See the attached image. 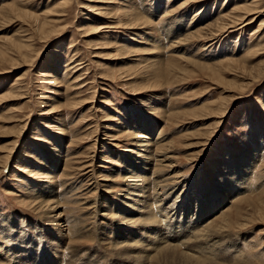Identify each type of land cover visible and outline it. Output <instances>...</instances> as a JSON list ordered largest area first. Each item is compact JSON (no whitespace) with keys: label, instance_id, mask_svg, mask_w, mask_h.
I'll list each match as a JSON object with an SVG mask.
<instances>
[{"label":"rangeland","instance_id":"1","mask_svg":"<svg viewBox=\"0 0 264 264\" xmlns=\"http://www.w3.org/2000/svg\"><path fill=\"white\" fill-rule=\"evenodd\" d=\"M241 6L252 14L234 20ZM153 122L150 176L134 184L177 205L166 234L192 233L184 206L215 221L203 264H264V0H0V263L26 249L27 264H60L55 244L63 264H98L100 238L147 240L116 218ZM48 177L61 230L33 184Z\"/></svg>","mask_w":264,"mask_h":264},{"label":"bare ground","instance_id":"2","mask_svg":"<svg viewBox=\"0 0 264 264\" xmlns=\"http://www.w3.org/2000/svg\"><path fill=\"white\" fill-rule=\"evenodd\" d=\"M252 9L249 6L248 7H246V6L242 7L241 6V8H235V11L241 12L244 15H238L239 17L237 16L236 18L233 17L234 20L242 19L244 16H246V17L250 16L252 14ZM228 17H223L222 19L219 20V23L220 24L222 23V25L220 27L221 30H225L227 28L226 24L224 23V20H226ZM233 25H235V24H233ZM216 27H219V25ZM153 124H154V122L152 124H147V125L144 124L142 129H143V132H144L143 134L145 135L144 136L145 138H141V140L137 139L138 140L137 143L140 142L139 144H137V151H139L141 149L140 147H143L142 148L143 153H145V154L139 152L138 155H140V157L137 158L136 161H134V163L132 165L133 167L137 168L134 172L131 173L133 180L130 183L132 185L130 183H127L128 187L123 192L124 197H125L123 199L125 201L120 202L121 206L117 207L119 209L117 211L118 214L116 213L117 214L116 221L119 223V226L122 225L121 227L123 229H124V227H123L124 225L128 226V227L140 226L142 229L139 230L138 233L140 235H143L144 234L143 231L146 230L147 233L149 234L148 235L149 237L145 241L142 240V238L136 237L135 239H132L129 242L125 239L123 240V238H120V239L116 238V241L110 240V237L100 238L99 239L100 242L97 246V250H96V252H94L96 254L97 259H98L97 260L98 264L101 262H103L105 264H116V262L113 259L118 260V259H116V254H117L116 252H118L120 250H128L132 254L131 257L136 259V261L126 260V263L129 261L128 264H148L149 261L152 264H166L168 262L174 264L173 263L174 260L181 262V264H182V262L185 264L188 262H189L188 264H203V263H205V259L201 258V257H204L205 255H202V254L210 255L211 254L210 252L215 251V253H216V251L218 250L216 248V245H213V243H212V245L210 244V242L214 241V239L216 238V237L215 238L213 237L214 236L213 231H216V229L212 231V227L215 224L214 220H211L210 222H206V221L203 222L202 224L204 225L206 223V225H204L201 228L202 224L198 225L195 222V220L193 219V217L190 215V212H186V210L182 209L184 206L181 207V210L178 206V208H179L178 212L181 211V214L179 215V219H178L179 221H177V223L181 224V220L183 217H184L183 221H185V219L187 220V217L191 218V220H192V233H188L187 231H184L182 229L180 231H178L177 229L170 228L169 233L166 234L165 228H164L165 224L162 223V218L165 217L168 219V217L171 214H173V216H175V215L178 216L177 211H176L177 205L175 207H171L170 205L168 207H166V206H164V205H166V203L164 205H162V203H161L162 200L160 198H158L160 195H158V193L155 189L154 190L156 192L152 191V190H151L152 191L151 193H150V191L146 192L148 194H146L145 198L141 199L142 195L144 196V192L146 191V187H143V186L139 187L138 184H134V183H138L136 177H138V179L143 178V180L144 179L147 180V178L150 176V174H149L150 169L148 168L149 165H148L147 161H149L148 156L150 155L149 139L152 138L151 133H152V129L154 127ZM149 158H151V155ZM227 176L228 175L225 174L223 176V178H225V180H228L229 176L228 177ZM50 179H51V177L46 178V180L43 181V182H45V184L43 182H40V183L34 182L33 184H35V187L39 189L40 193H42L40 197L46 199V200L42 199V201H39V205H41L40 210L43 213L44 221L46 220L49 224H53L61 230V229H63L64 226H62L59 223H60V221H62L64 219H63L61 213H59V209L61 207L59 205V202L55 199L56 197L53 193V187L54 186L50 185V181H51ZM159 181H161V180H159ZM158 184L160 185V183H158ZM147 191H148V189H147ZM202 193H204L203 190H202L201 194ZM221 198H222V196H221ZM35 199H37V197ZM185 201H186L185 204H187V205H192V204L196 205L199 202V197L194 196V198L191 199L190 195L188 194V198H185ZM217 201H220V200H217ZM175 202H177V201H175ZM212 202L215 203L216 200H214ZM214 203H213V206H215ZM193 205H192V207H193ZM104 206H106V204L102 205L103 208H104ZM189 207H187L188 210H189ZM154 208H156L157 210L160 209V211L158 210V212L161 213L160 216L158 215L159 218H156V213H154ZM170 208H171V210H170ZM198 208H199V206L196 207L195 209H198ZM43 209H44V211H43ZM110 210H111V207H108V210L103 209L101 212L105 213V212H109ZM212 210L213 209H210L209 211H212ZM209 211L207 213H209ZM106 214H105V216H106ZM203 214H204V212H203ZM203 214L200 216V219H199L200 221L203 218ZM163 221L166 222L165 219ZM173 221H174V219H173ZM221 221L228 223L226 221V219L224 220V218ZM64 223H67V222H64ZM66 226H67V229L65 230L64 233L62 232L63 235L60 234L61 237H64V238L68 237L67 231H69V228H70L69 223H67ZM111 226L112 225H109L107 227H111ZM161 227H162V229H161ZM222 227L224 228V225H222ZM219 228H220V226H219ZM225 228H227V227H225ZM160 229H161V231H160ZM121 234H122V232L120 234H116V236L121 237ZM203 237H205L206 241L203 239ZM6 239H8V238H6ZM66 239H68V238H66ZM5 241L6 240H4V238H3V240L0 238V243H1L0 244V255H4L6 253V252H3V248H2V245L4 246ZM47 241H48V239L42 238L40 243H42L45 247L46 245H48ZM203 241H205V242H203ZM145 242H147V243H145ZM177 242L180 244H178ZM53 246L55 247L54 251L56 252L57 258L62 262V259H63L62 255H58L59 254L58 252H60V249H58L60 247V245L57 246V245L53 244ZM49 249L50 248L48 246L47 250H49ZM104 250H107L109 252L108 255L112 254V252H113V256H115V257H113L112 260L111 259L109 260L107 257L103 258L100 251H104ZM24 251H25V254L23 253V251H21L22 254L18 253L17 250L8 252L9 260L6 264H27V260L32 259V257L28 256V255H30L32 253H31V250L24 249ZM38 251H41V250H38ZM44 252L45 251H43V253ZM104 252H102V253L105 254ZM50 253L51 252L48 251L49 255H50ZM94 253H92V255ZM90 258H92V257H90ZM69 261H70V259H69ZM61 262H60V264H63ZM77 262H78V259H77L76 263ZM44 263H45V261L43 263L38 262L36 264H44ZM2 264H5V263H2ZM46 264H52V263H51V261H46ZM81 264H89V263L88 262H82Z\"/></svg>","mask_w":264,"mask_h":264}]
</instances>
